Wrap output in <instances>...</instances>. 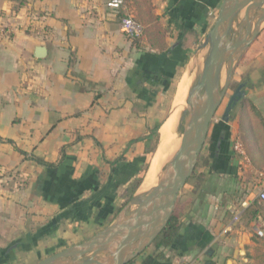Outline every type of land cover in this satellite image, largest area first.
I'll list each match as a JSON object with an SVG mask.
<instances>
[{
  "label": "crops",
  "instance_id": "crops-1",
  "mask_svg": "<svg viewBox=\"0 0 264 264\" xmlns=\"http://www.w3.org/2000/svg\"><path fill=\"white\" fill-rule=\"evenodd\" d=\"M110 1L0 0V172L25 179L0 190V264H36L116 218L222 0H152L168 28L161 51L135 46ZM233 72L244 96L227 123L222 109L209 124L175 202L171 242L151 244L128 264H226L235 250L243 264L262 239L254 228L264 222L241 215L257 200L263 170L241 163L232 143L243 99L261 123L243 106V138L256 160L264 158V27Z\"/></svg>",
  "mask_w": 264,
  "mask_h": 264
},
{
  "label": "water",
  "instance_id": "water-1",
  "mask_svg": "<svg viewBox=\"0 0 264 264\" xmlns=\"http://www.w3.org/2000/svg\"><path fill=\"white\" fill-rule=\"evenodd\" d=\"M263 27L264 0L221 1L212 26L196 49L202 58L201 69L189 85L180 112L181 140L164 163L156 184L136 209L127 211L133 203L132 196L110 224L36 264H128L155 241L173 213L179 191L193 175L209 124L228 90L236 63ZM44 53V47L36 48L37 58ZM243 87L239 84L229 95L221 121H229L232 108L244 96ZM239 252L235 250L226 264H235Z\"/></svg>",
  "mask_w": 264,
  "mask_h": 264
},
{
  "label": "trees",
  "instance_id": "trees-1",
  "mask_svg": "<svg viewBox=\"0 0 264 264\" xmlns=\"http://www.w3.org/2000/svg\"><path fill=\"white\" fill-rule=\"evenodd\" d=\"M123 1L125 6L128 8V11L132 16V19L135 21V23H137L141 27V34L139 36L129 38L132 41V43L135 46H139L140 43L143 42L147 44L151 49L159 50V51L165 49L167 46L166 36H167L168 28L162 23L160 16L156 13V7L153 4V1L152 0H123ZM239 106H240L239 116H238L239 128L236 134L237 139H239L240 143L242 144L246 156L249 160V163L258 170H264V158L260 157L261 159L256 160V158L250 153L249 150L250 146L247 145L245 139L243 138V106H245L247 110V115H250L248 120L250 121V119L253 117V120L258 121L259 122L258 124L260 125L261 123L257 119V112L254 106L251 105L250 102L246 100L242 99L241 104ZM157 130H158V126L155 128L154 133H157ZM261 133L262 134H260L259 132L261 137L260 140L263 143L259 144V149L264 150V132L261 131ZM255 147L257 148V146ZM36 160L39 163L46 165L48 167H52L54 165L52 162H44L43 160H40L38 158H36ZM141 172L135 178V180L133 181L130 187L129 197H131L132 193L138 188L139 184L142 181ZM20 178H19L20 180L18 179L16 183L25 181L23 177ZM126 203L127 202L122 204V206L117 210L116 214L119 213V211L123 208V206ZM258 218H260L264 222V205H262V202L257 198V200L253 201L247 208L243 210L241 219L243 221L249 222ZM176 230H177V226L174 223V215L172 213L169 221L167 222L166 226L161 230V232L155 239L154 243L157 244L160 243L163 244L164 246H168ZM262 239L264 240V238ZM246 257L249 258L248 255H246ZM247 264H264V253L261 254V258L259 261L254 263H247Z\"/></svg>",
  "mask_w": 264,
  "mask_h": 264
},
{
  "label": "bare ground",
  "instance_id": "bare-ground-1",
  "mask_svg": "<svg viewBox=\"0 0 264 264\" xmlns=\"http://www.w3.org/2000/svg\"><path fill=\"white\" fill-rule=\"evenodd\" d=\"M245 8H246V6L241 10V13H243ZM255 20H256V16L251 20V27H253ZM199 57H201V56L199 55ZM197 61H198L197 59L193 58L191 60L190 64L187 65V68L183 74L185 76L186 81H181V82L187 83V91H188L189 85L191 83V80H190L191 75L194 72V70H196V66H197L196 62ZM181 87H183L182 84H181ZM181 91H182V89H181ZM178 94L179 93H177V96H178ZM186 94H187V92H186ZM184 97H186V95ZM184 104H185V101H183V100H180L179 102L174 101L173 110L171 112L170 117L165 119L164 123L161 125V127L158 130L159 135H160L159 136V143H158V146L156 147V150L154 151V153L150 159L148 170H147L146 174L144 175L145 177L142 180V183H141L140 187L138 188V191L135 192V194L133 196L134 200H133L132 205L135 206L134 209H136L138 207L139 202L142 201L143 199H145L149 190L156 184V182L158 181V179L160 178V176L162 174L161 169H162L164 163L168 160V158L175 152V150L178 147V144H179L181 137H182V135H180V133L182 131V124H183V117L180 113V110L182 109ZM180 117H181V123L179 125ZM134 209H127V211H132Z\"/></svg>",
  "mask_w": 264,
  "mask_h": 264
},
{
  "label": "rangeland",
  "instance_id": "rangeland-1",
  "mask_svg": "<svg viewBox=\"0 0 264 264\" xmlns=\"http://www.w3.org/2000/svg\"><path fill=\"white\" fill-rule=\"evenodd\" d=\"M216 16V15H215ZM214 16V17H215ZM214 20V19H213ZM233 28H235V25H233ZM196 48L192 51V53H190L191 55L187 58V60H186V62H185V65H184V68H183V72H182V74H181V76L177 79L178 81H177V83H176V88H175V91H173V94H172V98H173V100H172V106H171V108L169 109V111L165 114V118L167 117H170V115H171V112H172V110H173V104H174V101H177V102H179L180 100H183V101H185V98L186 97H184L185 95H186V92H187V83L186 82H181V81H186L185 80V76L183 75L184 74V72H185V70H186V68H187V65H189L190 64V62H191V60L193 59V58H195V59H197L198 61L196 62L197 64V66H196V70H194V72L192 73V75H191V83L195 80V78L197 77V75L199 74V70H200V64H201V60H202V58L201 57H199V53L197 52L196 53ZM198 54V55H197ZM195 55V56H194ZM200 60V61H199ZM200 62V63H199ZM200 65V66H199ZM197 72V73H196ZM234 73V72H233ZM232 73V74H233ZM195 74V75H194ZM237 79H238V77L235 75V76H233L231 79H230V82H229V85H228V90H227V92H226V94H225V96L223 97V100H222V102H221V104H220V106H219V108L217 109V111H216V113H215V115L220 111V110H222L223 108H224V105L226 104V101H227V98H228V96H229V93L231 92V90L234 88V86L236 85V82H237ZM193 80V81H192ZM181 84H182V86L183 87H181ZM180 86V87H179ZM180 88V89H179ZM179 89V90H178ZM181 89H182V91H181ZM177 93H179L178 94V96H177ZM180 112H181V110H180ZM215 115H214V118H215ZM165 118H164V120H165ZM214 118H213V120H214ZM164 120H162V122L164 121ZM212 120V121H213ZM211 121V122H212ZM162 122H160V125H161V123ZM180 123H181V117H180V119H179V125H180ZM160 125L158 126V127H160ZM158 130H159V128H158ZM157 130V133H155V135H156V141H158L157 142V144H156V146L155 147H157L158 146V143H159V131ZM154 149H156V148H154ZM154 151L155 150H153L152 151V153L149 155V157H148V160L144 163V165L142 166V168L141 169H143V170H141L142 172H141V175H142V180H143V177H144V175H145V173H146V170H147V168H148V165H149V161H150V159H151V157H152V154L154 153ZM141 183H142V181H141ZM141 183L139 184V186L141 185ZM139 186H138V188H139ZM137 188V189H138ZM134 196V195H133ZM130 198H129V196L127 195V196H125L124 197V203L125 202H127L128 200H129ZM135 208V206L134 205H132L131 204V206L130 207H128L127 209H134ZM152 244H154V242L152 243ZM262 253H264V240L263 239H258V240H255V242L253 243V244H251L249 247H248V250L246 251V253H245V257H246V255H248L249 256V258L248 257H246L248 260H247V262H245V263H243V264H247V263H254V262H257V261H259L260 260V258H261V254Z\"/></svg>",
  "mask_w": 264,
  "mask_h": 264
},
{
  "label": "built area",
  "instance_id": "built-area-1",
  "mask_svg": "<svg viewBox=\"0 0 264 264\" xmlns=\"http://www.w3.org/2000/svg\"><path fill=\"white\" fill-rule=\"evenodd\" d=\"M110 7H112L114 10L119 11L120 18H119V24L120 29L125 33V35L128 38H133L135 36H139L141 34V27L135 23V21L132 19L131 14L128 11V8L125 6L123 0H111L110 1ZM232 152L235 154V156L243 163V160H245L247 163V157L245 150L240 143L239 139L235 138V140L232 143ZM20 173L17 172L15 169L11 170H3L0 172V190L8 186L9 184H14L18 181V179L22 176ZM264 175V170H263ZM21 179V178H20ZM19 179V180H20ZM257 198L264 203V184L263 187L260 188L257 194ZM239 212L235 213L232 219V224L236 222L239 218ZM255 234L259 238H264V230L261 227H256L254 230Z\"/></svg>",
  "mask_w": 264,
  "mask_h": 264
},
{
  "label": "flooded vegetation",
  "instance_id": "flooded-vegetation-1",
  "mask_svg": "<svg viewBox=\"0 0 264 264\" xmlns=\"http://www.w3.org/2000/svg\"><path fill=\"white\" fill-rule=\"evenodd\" d=\"M239 85V84H238ZM237 87V86H236ZM235 89V88H234ZM234 90H231V92H233ZM231 92L229 93V95L231 94ZM228 98H229V96H228ZM228 98H227V100H228ZM239 101V100H238ZM238 101L236 102V104H235V106L232 108V110L233 109H235V107L237 106V103H238ZM227 102V101H226ZM225 106V105H224ZM224 109V108H223ZM232 110H231V112H232ZM231 112H230V116H231ZM222 114V113H221Z\"/></svg>",
  "mask_w": 264,
  "mask_h": 264
}]
</instances>
